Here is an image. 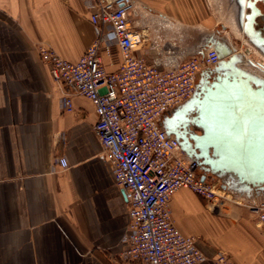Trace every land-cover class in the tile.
<instances>
[{"label":"crops","instance_id":"obj_1","mask_svg":"<svg viewBox=\"0 0 264 264\" xmlns=\"http://www.w3.org/2000/svg\"><path fill=\"white\" fill-rule=\"evenodd\" d=\"M134 1L131 23L148 40L135 56L147 65L201 57L212 37L230 47L213 33L218 23L203 0ZM89 15L83 0H0V264H121L128 208L93 131L94 108L74 96L63 111L64 91L38 55L48 47L77 62L94 40ZM101 61L117 71L118 48ZM169 210L202 264L220 253L231 264H264L263 232L247 209L212 210L181 189Z\"/></svg>","mask_w":264,"mask_h":264},{"label":"built area","instance_id":"obj_2","mask_svg":"<svg viewBox=\"0 0 264 264\" xmlns=\"http://www.w3.org/2000/svg\"><path fill=\"white\" fill-rule=\"evenodd\" d=\"M83 1L94 32L83 56L71 63L42 46L38 55L52 81L64 91L63 111L73 110L74 96L87 99L94 108L93 131L128 208L129 222L122 239L126 249L119 262L202 264L206 257L195 239L174 226L169 202L175 192L184 189L201 197L212 210H220L216 205L219 184L201 180L199 164L165 132L162 121L192 97L201 74L220 62L218 53L208 47L201 57L181 58L162 69L147 65L135 56L148 41L144 31L131 23L136 2ZM112 46L118 48L121 64L117 71L107 73L101 53L110 56ZM55 164L63 169L68 166L64 158ZM245 207L264 236V195L248 199ZM212 262L231 264L222 253Z\"/></svg>","mask_w":264,"mask_h":264},{"label":"water","instance_id":"obj_3","mask_svg":"<svg viewBox=\"0 0 264 264\" xmlns=\"http://www.w3.org/2000/svg\"><path fill=\"white\" fill-rule=\"evenodd\" d=\"M240 1L249 4L250 0ZM247 24L253 27V16L243 27ZM256 38L251 44L259 49L261 42ZM209 46L217 51L220 62L201 74L192 97L167 115L162 127L174 137H178L173 131L177 120L200 130L199 135H189L192 143L185 139L180 147L199 164L202 181H220L223 190L241 198L262 196L264 78L238 67L242 56L222 40L212 38ZM248 64L264 69L251 61ZM190 114H194L192 118Z\"/></svg>","mask_w":264,"mask_h":264},{"label":"rangeland","instance_id":"obj_4","mask_svg":"<svg viewBox=\"0 0 264 264\" xmlns=\"http://www.w3.org/2000/svg\"><path fill=\"white\" fill-rule=\"evenodd\" d=\"M237 1L238 0H203V4L205 7H208V10L215 17V23H218V25L214 28L213 33H216L219 37L226 39L233 53L239 54L244 58H248L254 64H258V62L262 61V58L260 54L254 50L251 51L252 53L247 51L249 46L244 39L240 19L235 16V13H233V10L239 7ZM223 25L226 26V28H223ZM212 38L215 40H221L214 37ZM247 69L254 73H258L254 70L255 68ZM212 182L219 184L217 192L219 198L216 205H218L220 210H227L231 207H241L247 209L245 207L247 201L245 198H241L240 196L231 194L227 190H223L221 188L220 181L213 180ZM211 207L213 208V206ZM213 210L217 209L214 207Z\"/></svg>","mask_w":264,"mask_h":264},{"label":"flooded vegetation","instance_id":"obj_5","mask_svg":"<svg viewBox=\"0 0 264 264\" xmlns=\"http://www.w3.org/2000/svg\"><path fill=\"white\" fill-rule=\"evenodd\" d=\"M237 2L239 4V7L233 10V13H235V16L240 19V25L242 27L243 36L247 42V45L249 46L247 51L251 52L252 50H254L258 54H260L262 61L258 62V64L264 68V1L250 0L249 4L246 3L247 1L244 4L240 0H238ZM251 16H253L254 18L253 27L249 24L243 27L248 22V18ZM222 27L226 28V26L224 25ZM256 37H258L259 41L261 42L259 49L256 48L253 44H251V41H255V39H257ZM257 72L258 74H260L262 78H264V69H259V71ZM193 115L194 114H190L189 118H192ZM185 130L188 133H186ZM173 131L177 133L178 137H174V138L178 141L179 146L180 143L185 142V139L188 142L192 143L189 136L191 133L197 135L201 133L200 130L194 128L193 126H191V124L185 125V121L183 120H177Z\"/></svg>","mask_w":264,"mask_h":264},{"label":"bare ground","instance_id":"obj_6","mask_svg":"<svg viewBox=\"0 0 264 264\" xmlns=\"http://www.w3.org/2000/svg\"><path fill=\"white\" fill-rule=\"evenodd\" d=\"M242 61H243V63L242 64H239L238 65V67H240V68H242V69H244L246 72H249V73H251V74H255V75H258L259 77H261L260 76V74H258V73H254V72H252V71H250V70H248L247 68H254V67H252V66H250V64H248V62L250 61L248 58H244V57H242ZM255 65H258V64H255ZM247 67V68H246ZM255 71H259L258 69H254Z\"/></svg>","mask_w":264,"mask_h":264}]
</instances>
